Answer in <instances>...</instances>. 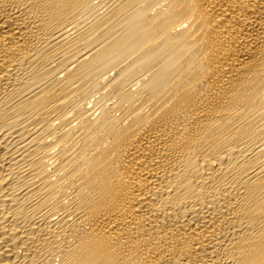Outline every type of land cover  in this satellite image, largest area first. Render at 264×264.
Here are the masks:
<instances>
[{
	"label": "bare ground",
	"instance_id": "1",
	"mask_svg": "<svg viewBox=\"0 0 264 264\" xmlns=\"http://www.w3.org/2000/svg\"><path fill=\"white\" fill-rule=\"evenodd\" d=\"M0 264H264V0H0Z\"/></svg>",
	"mask_w": 264,
	"mask_h": 264
}]
</instances>
